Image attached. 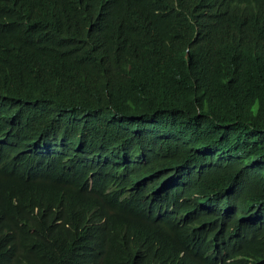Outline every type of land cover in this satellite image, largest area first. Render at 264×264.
<instances>
[{
	"label": "trees",
	"instance_id": "16d2710c",
	"mask_svg": "<svg viewBox=\"0 0 264 264\" xmlns=\"http://www.w3.org/2000/svg\"><path fill=\"white\" fill-rule=\"evenodd\" d=\"M0 264H264V0H0Z\"/></svg>",
	"mask_w": 264,
	"mask_h": 264
}]
</instances>
